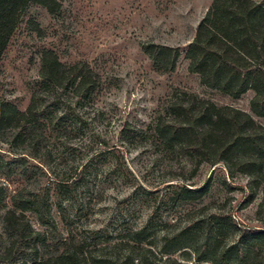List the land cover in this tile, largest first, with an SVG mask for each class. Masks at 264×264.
I'll return each mask as SVG.
<instances>
[{
	"label": "rangeland",
	"instance_id": "1",
	"mask_svg": "<svg viewBox=\"0 0 264 264\" xmlns=\"http://www.w3.org/2000/svg\"><path fill=\"white\" fill-rule=\"evenodd\" d=\"M214 1L64 0L56 14L29 5L0 56V105L28 107L47 50L67 65L89 64L103 88L87 110L96 115L77 134L48 133L39 151L29 150L37 156L25 175L14 172L13 136L0 133V169L9 163L0 172L2 214L18 192L67 183L62 197L50 191L53 224L27 213L34 238L20 241L0 225V264L30 260L35 247L47 257L82 243L81 264H264V158L253 174L230 175L223 163L198 165L153 131L177 97L234 107L264 127L261 83L235 95L190 68L189 46ZM250 1L264 8V0ZM150 44L180 49L174 71H156L144 49Z\"/></svg>",
	"mask_w": 264,
	"mask_h": 264
},
{
	"label": "trees",
	"instance_id": "2",
	"mask_svg": "<svg viewBox=\"0 0 264 264\" xmlns=\"http://www.w3.org/2000/svg\"><path fill=\"white\" fill-rule=\"evenodd\" d=\"M63 1L0 0V56L30 4H40L51 14H56ZM232 44L237 49L235 53ZM144 49L156 71L167 73L176 69L181 54L178 47L150 44ZM187 57L191 70L199 72L203 82L210 86L235 95L257 82L264 87V8L250 0L232 3L215 0L189 46ZM102 88L101 77L89 64L67 65L54 51H44L40 80L28 107L21 110L10 101L0 105V133H11L15 146L12 152L18 155L19 167L14 172L26 174L28 158L37 156L29 150L39 151L48 133L67 138L77 134L87 124L90 115H96L95 111L87 110L97 107ZM259 101L264 105V95ZM166 110L170 118L158 116L153 127L154 135L169 147L181 149L198 165L203 162L223 163L230 175L253 174L255 164L264 158V127L239 109L218 106L207 100L193 103L177 97L169 102ZM257 113L263 114L264 111ZM128 132L124 126L122 134ZM248 151L252 154L247 155ZM8 164L6 162L1 169L6 170ZM47 186L42 193L24 190L14 195L12 208L4 214L0 212V225L4 231L16 232L20 241L34 238V229L27 216L29 211L35 212L42 224H53L50 191L54 190L62 197L67 183L55 181V187L51 188L48 181ZM5 195L6 187L0 184V202ZM244 231L255 235L260 233L247 228ZM82 245H74L73 250L63 249L58 255L47 257L40 255L39 248L35 247L36 255L30 260L6 264H81ZM167 263H171L168 258L157 263L141 261V264Z\"/></svg>",
	"mask_w": 264,
	"mask_h": 264
}]
</instances>
